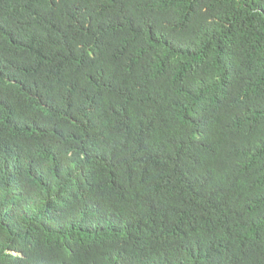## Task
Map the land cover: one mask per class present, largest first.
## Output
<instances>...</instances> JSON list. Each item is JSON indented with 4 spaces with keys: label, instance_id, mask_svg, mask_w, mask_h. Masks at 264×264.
Wrapping results in <instances>:
<instances>
[{
    "label": "trees",
    "instance_id": "trees-1",
    "mask_svg": "<svg viewBox=\"0 0 264 264\" xmlns=\"http://www.w3.org/2000/svg\"><path fill=\"white\" fill-rule=\"evenodd\" d=\"M0 264H264V0H0Z\"/></svg>",
    "mask_w": 264,
    "mask_h": 264
}]
</instances>
